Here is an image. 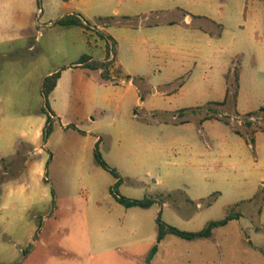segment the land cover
I'll return each mask as SVG.
<instances>
[{
    "label": "rangeland",
    "instance_id": "rangeland-1",
    "mask_svg": "<svg viewBox=\"0 0 264 264\" xmlns=\"http://www.w3.org/2000/svg\"><path fill=\"white\" fill-rule=\"evenodd\" d=\"M107 34L123 75L104 81L76 63ZM262 107L264 0H0V264H145L158 216L195 233L228 214L151 264H264Z\"/></svg>",
    "mask_w": 264,
    "mask_h": 264
},
{
    "label": "trees",
    "instance_id": "trees-1",
    "mask_svg": "<svg viewBox=\"0 0 264 264\" xmlns=\"http://www.w3.org/2000/svg\"><path fill=\"white\" fill-rule=\"evenodd\" d=\"M60 27H78L81 29H86L88 28L87 23L82 20L79 16L75 15H68L61 20H59L56 23ZM101 38H105V51H104V59L103 61H94L91 60L90 57L88 56H82L80 57L79 61L76 63V67H81V68H87L93 71H99L100 76L104 81H107L110 79V68L113 64V58H110V54H114V49H115V42L110 38V37H103L102 35H99ZM120 69H115L114 73L115 75H120ZM240 70L234 69L232 71V76H233V83H234V91L232 94V100L234 107H236L237 103V98H238V91H239V79H240ZM226 76V80H227ZM60 78L59 73L52 74L51 76L47 77L44 79L42 83V93L45 97H47L49 94L52 93V91L55 89L57 82ZM126 79H129L127 76ZM229 90L226 89V94H225V99L223 102L216 104L219 107L225 106L227 104L228 98H229ZM260 111H264V107L260 109ZM253 113H249L248 116H252ZM211 118V117H210ZM50 118L48 117L45 123L44 130L42 132V137L43 139L46 138L49 132V122ZM253 140L251 141V143ZM96 162L99 164L101 168L104 170H108L107 166L105 163L102 161L100 155L97 153V149L95 147V154H94ZM108 172L112 175V177L117 181L115 186H118L121 182L119 179V175L114 171V170H108ZM115 200L118 204L122 205L126 209L130 208H141V209H146L149 208L152 204H154V201L152 200H143V201H127L122 198H118L115 196ZM240 216L238 214L232 215L228 214L224 219L219 220V221H211L205 225V227L195 233H186L177 230L176 228H173L171 226H168L164 224L160 217L158 216L156 219V225H157V237H156V245H154L147 258H146V263L145 264H151V261L155 254L157 253V245L166 237V236H174L178 239L185 240V241H192V240H197V239H208L212 231L225 226L229 221L232 220H238ZM25 252H23L24 254Z\"/></svg>",
    "mask_w": 264,
    "mask_h": 264
},
{
    "label": "crops",
    "instance_id": "crops-1",
    "mask_svg": "<svg viewBox=\"0 0 264 264\" xmlns=\"http://www.w3.org/2000/svg\"><path fill=\"white\" fill-rule=\"evenodd\" d=\"M80 17V16H79ZM81 18V17H80ZM82 19V18H81ZM83 20V19H82ZM122 20V19H121ZM128 20H129V18H123V22H128ZM187 21H189L190 20V18H187L186 19ZM108 35V37H110L114 42H115V51H114V54H113V62H114V66H115V69H120V75H116V77H118V76H121V75H123V71H122V69H121V67H120V63H119V60H118V52H117V43H116V41L113 39V37L111 36V35H109V34H107ZM104 57V56H103ZM91 60H94V59H92L91 58ZM97 61H103V59L102 58H100V59H97ZM112 77H114V76H111V80H112ZM110 80V81H111ZM130 82V81H129Z\"/></svg>",
    "mask_w": 264,
    "mask_h": 264
},
{
    "label": "built area",
    "instance_id": "built-area-1",
    "mask_svg": "<svg viewBox=\"0 0 264 264\" xmlns=\"http://www.w3.org/2000/svg\"><path fill=\"white\" fill-rule=\"evenodd\" d=\"M112 57V55H110V58Z\"/></svg>",
    "mask_w": 264,
    "mask_h": 264
}]
</instances>
